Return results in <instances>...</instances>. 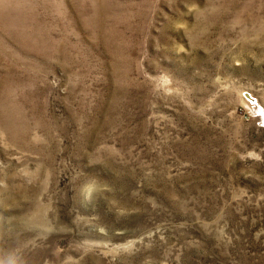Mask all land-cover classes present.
<instances>
[{
    "label": "rangeland",
    "instance_id": "rangeland-1",
    "mask_svg": "<svg viewBox=\"0 0 264 264\" xmlns=\"http://www.w3.org/2000/svg\"><path fill=\"white\" fill-rule=\"evenodd\" d=\"M0 264H264V0H0Z\"/></svg>",
    "mask_w": 264,
    "mask_h": 264
}]
</instances>
